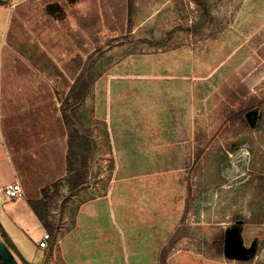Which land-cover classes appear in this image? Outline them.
Masks as SVG:
<instances>
[{
    "label": "rangeland",
    "instance_id": "374dc122",
    "mask_svg": "<svg viewBox=\"0 0 264 264\" xmlns=\"http://www.w3.org/2000/svg\"><path fill=\"white\" fill-rule=\"evenodd\" d=\"M103 1H74L75 15L96 11L100 20L95 40L80 28L79 48L63 28L41 41L25 30L17 48L8 46L9 77L38 92L40 82L16 72L23 63L47 83L41 99H26L45 106L50 126L83 61L96 53L74 111L89 143L86 184L65 199L62 182L47 217L55 234L25 261L264 264V0H203L207 15L193 0ZM243 109L231 125L229 115ZM53 132L54 154L34 175L55 193L67 137ZM39 190L30 187L25 198ZM6 204L24 236L48 233L23 199ZM234 229L247 251L241 259L223 254Z\"/></svg>",
    "mask_w": 264,
    "mask_h": 264
},
{
    "label": "trees",
    "instance_id": "16d2710c",
    "mask_svg": "<svg viewBox=\"0 0 264 264\" xmlns=\"http://www.w3.org/2000/svg\"><path fill=\"white\" fill-rule=\"evenodd\" d=\"M74 1L75 0H69L71 7L66 0H32L15 8L14 11L19 16V19L17 17L12 18V26L6 34V45L2 48V77L9 75V72L12 70L9 60L10 49L8 46L17 48L16 44L18 43L19 38H24L27 30L34 33L38 40L40 39L41 41L48 31H51L48 34V37L51 38V35L53 34L52 29L56 31V29L63 28L72 33H70L71 37H73L74 41L78 44V48L80 46V35L82 34L80 28H83L85 34H88L91 39L95 40L94 34L96 29H100V20L97 12L94 11L92 17H79V15H75L74 13ZM88 1H91L92 4L97 2V0ZM9 2L10 0H0V6H7ZM105 2L107 1L105 0ZM193 2L202 8L204 15L208 14L207 7L203 0H193ZM73 16L75 17L74 19H76L75 25L77 29L70 25L69 17ZM45 32L46 34L43 35ZM95 54L96 53H91L86 57L81 68L77 74H75L68 91L59 101L60 117L57 122L61 123L64 127L65 135L67 137V151L63 160L65 177L57 178L55 182H53L55 193L50 191L49 185H44L39 190V196L28 199V205L32 212L41 222L42 226L48 231L50 237L54 236L56 229L55 226L48 221L47 217L50 212V204L56 194L59 193L63 184L62 182L64 180L66 182V199L85 186L86 173L90 169L89 143L75 118L74 111L89 90L91 84L90 70L96 61ZM11 57V60L18 62L16 55H11ZM16 72L20 75L24 72L25 74H23L26 78L30 75L34 78L35 82H40L37 87V89H40L38 92L33 91V89L36 90L34 87L30 89V85L22 84L20 87H29H26L25 89L27 90L25 91L27 98L32 96L35 100L41 99L39 95L44 93V91L42 92V88L46 90L48 86L41 82V79L36 72L31 71L23 63L19 64ZM25 100L27 102H24V99L21 96H18L15 99L13 108H15L16 113L11 115V117L8 118L9 122L7 125L3 126V133L6 141H14L16 144L20 143L27 146V148H30L54 140V132L50 129L51 123L47 118L49 116L48 110L45 109L43 104H40L37 101L31 102L29 99ZM252 106L253 105H249L247 108L250 110ZM243 111L244 109L233 112L229 115L231 125H235V120L237 117L241 116ZM68 143L70 148L72 144H74L76 150L73 152L68 151ZM29 183L31 184L32 182L30 181ZM262 221L263 219L259 216L254 219L255 223H262ZM0 239L6 244L20 264H28L1 225ZM160 264H165V259H161Z\"/></svg>",
    "mask_w": 264,
    "mask_h": 264
},
{
    "label": "crops",
    "instance_id": "0c3cea01",
    "mask_svg": "<svg viewBox=\"0 0 264 264\" xmlns=\"http://www.w3.org/2000/svg\"><path fill=\"white\" fill-rule=\"evenodd\" d=\"M29 1L32 0H10L7 6H0V189L14 181L19 182L22 188V199L24 200L26 210L32 212L30 206L28 205V199L25 198V194L30 187L34 189H40L42 186H44L43 184L40 185V183H42L40 182V178L34 174L42 169V166H45L47 161L45 157L50 155L52 150V145L50 144H52L55 139L39 146L30 148H27V146H24L20 143L16 144L14 141H6L3 133V126H6L9 122L8 118L16 113L15 108H13L16 97L21 96L23 97L24 102H27L25 100L27 97L25 91L27 90H25L26 87H20L22 84H25L24 80L20 78V80L16 82L8 75L2 77L1 71V55L2 48L6 45V34L12 26V18L17 17L19 19V16L14 10L17 6ZM15 84L19 85L18 89L14 88ZM47 89L45 90L42 88V92H48ZM19 93L21 95H18ZM55 123L56 124H53L51 126L52 128L50 129L54 131L56 126V128H58V130L61 132V135L64 136V127L57 121H55ZM51 154L53 156L54 153L52 152ZM43 158L46 161L43 160ZM30 181L34 183L30 184ZM6 207V203L4 207H0V225L8 234L23 258L30 260L34 258L35 251L38 248V242L41 240L42 236L38 239H31L24 236L22 230H19L23 228L16 223L17 221L14 217H12V215H9L8 212H6Z\"/></svg>",
    "mask_w": 264,
    "mask_h": 264
},
{
    "label": "water",
    "instance_id": "95a60500",
    "mask_svg": "<svg viewBox=\"0 0 264 264\" xmlns=\"http://www.w3.org/2000/svg\"><path fill=\"white\" fill-rule=\"evenodd\" d=\"M256 117V111L250 110L245 113L246 121L254 122ZM223 254L228 258L241 259L247 254V251L242 246L237 230L227 232L223 241ZM0 264H20L14 257L13 253L6 246V244L0 239Z\"/></svg>",
    "mask_w": 264,
    "mask_h": 264
},
{
    "label": "built area",
    "instance_id": "2783aa9c",
    "mask_svg": "<svg viewBox=\"0 0 264 264\" xmlns=\"http://www.w3.org/2000/svg\"><path fill=\"white\" fill-rule=\"evenodd\" d=\"M23 198L22 188L19 182L14 181L7 184L2 189H0V207H4L7 201H16L17 199ZM51 239L49 233H44L41 240L38 242V247L40 249H45L48 246V242Z\"/></svg>",
    "mask_w": 264,
    "mask_h": 264
}]
</instances>
